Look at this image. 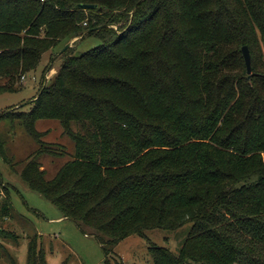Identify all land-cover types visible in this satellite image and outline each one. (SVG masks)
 <instances>
[{
  "label": "trees",
  "instance_id": "16d2710c",
  "mask_svg": "<svg viewBox=\"0 0 264 264\" xmlns=\"http://www.w3.org/2000/svg\"><path fill=\"white\" fill-rule=\"evenodd\" d=\"M90 35L101 44L63 50L28 111L0 113L42 144L36 122L58 119L75 143L53 178L40 156L63 146L40 148L23 179L106 256L190 221L180 254L151 246L154 264H264V0H0V95ZM0 154L9 159L1 137ZM0 188V235L16 239L2 228L13 206L1 173ZM28 264H47L39 236Z\"/></svg>",
  "mask_w": 264,
  "mask_h": 264
},
{
  "label": "rangeland",
  "instance_id": "374dc122",
  "mask_svg": "<svg viewBox=\"0 0 264 264\" xmlns=\"http://www.w3.org/2000/svg\"><path fill=\"white\" fill-rule=\"evenodd\" d=\"M78 40L80 38L65 41L45 53L37 70L17 81V92L0 95V113L15 114L32 107L41 88L58 73L62 62L59 56L66 46L74 45L76 53L80 54L101 44L95 35ZM44 76L50 79L46 80ZM74 127L77 129L76 125ZM35 128L43 132L41 141L44 144L28 131L22 120L5 118L0 121V137L9 158L5 160L0 154V173L13 206L12 216L2 220V228L18 237L0 235V264H28V243L35 236H39L47 264H108L107 259L109 264H154L151 246L167 247L176 255L180 254L193 225L190 221L175 230L155 228L147 230L146 236L130 235L106 256L94 235L82 231L75 221L66 218L52 201L31 189L23 179L22 170L26 162L40 148L63 146L61 148L65 151L64 154H41L40 160L48 179L53 178L75 152L73 139L65 134L58 119H40ZM187 264L203 263L189 261Z\"/></svg>",
  "mask_w": 264,
  "mask_h": 264
},
{
  "label": "water",
  "instance_id": "95a60500",
  "mask_svg": "<svg viewBox=\"0 0 264 264\" xmlns=\"http://www.w3.org/2000/svg\"><path fill=\"white\" fill-rule=\"evenodd\" d=\"M78 7L88 9V8H97L98 5L81 3V4H78ZM67 47L68 46H66L65 49ZM242 52H243V55H244V58H245L246 66H247V72L250 75L252 73V57H251V52H250L249 46L248 45H244L242 47Z\"/></svg>",
  "mask_w": 264,
  "mask_h": 264
},
{
  "label": "built area",
  "instance_id": "2783aa9c",
  "mask_svg": "<svg viewBox=\"0 0 264 264\" xmlns=\"http://www.w3.org/2000/svg\"><path fill=\"white\" fill-rule=\"evenodd\" d=\"M22 78L24 79L25 78V75Z\"/></svg>",
  "mask_w": 264,
  "mask_h": 264
}]
</instances>
